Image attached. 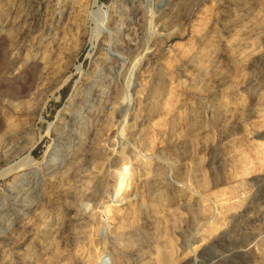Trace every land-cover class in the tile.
I'll return each instance as SVG.
<instances>
[{"label": "rangeland", "instance_id": "rangeland-1", "mask_svg": "<svg viewBox=\"0 0 264 264\" xmlns=\"http://www.w3.org/2000/svg\"><path fill=\"white\" fill-rule=\"evenodd\" d=\"M0 264H264V0H0Z\"/></svg>", "mask_w": 264, "mask_h": 264}, {"label": "bare ground", "instance_id": "bare-ground-1", "mask_svg": "<svg viewBox=\"0 0 264 264\" xmlns=\"http://www.w3.org/2000/svg\"><path fill=\"white\" fill-rule=\"evenodd\" d=\"M96 1V0H95ZM16 62H9L8 64H6V65H4V68H5V70H6V74L7 73H9V72H11V73H13L15 70H16V64H15ZM10 73V74H11ZM15 73V72H14ZM8 76V75H7ZM9 78V77H8ZM21 95V94H20ZM124 179V178H123ZM122 184H123V182H121L120 183V185H119V190H118V192H117V194H120L122 191L124 192V191H126V190H124V189H122ZM122 192V193H123ZM125 199V198H124ZM123 199V200H124ZM129 199V198H128Z\"/></svg>", "mask_w": 264, "mask_h": 264}]
</instances>
